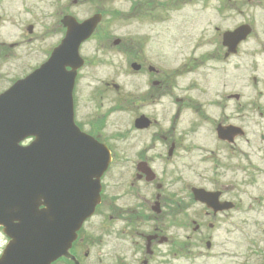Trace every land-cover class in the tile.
Segmentation results:
<instances>
[{
    "label": "flooded vegetation",
    "instance_id": "af4514ba",
    "mask_svg": "<svg viewBox=\"0 0 264 264\" xmlns=\"http://www.w3.org/2000/svg\"><path fill=\"white\" fill-rule=\"evenodd\" d=\"M92 2L0 0V95L53 56L65 17L84 21L78 8ZM259 9L264 22V0H134L136 35L114 39L107 9L94 13L103 20L80 46L74 121L111 160L95 213L51 264H264V104L218 82L243 45L264 56ZM243 25L251 32L228 52L225 33ZM108 53L122 60L111 71ZM10 242L0 226V260Z\"/></svg>",
    "mask_w": 264,
    "mask_h": 264
},
{
    "label": "water",
    "instance_id": "95a60500",
    "mask_svg": "<svg viewBox=\"0 0 264 264\" xmlns=\"http://www.w3.org/2000/svg\"><path fill=\"white\" fill-rule=\"evenodd\" d=\"M101 21V14L65 17L67 35L50 60L0 95V225L12 239L0 264H51L68 255L100 202L110 154L75 124L72 93L80 45ZM250 32L243 25L225 33L228 52Z\"/></svg>",
    "mask_w": 264,
    "mask_h": 264
},
{
    "label": "rangeland",
    "instance_id": "374dc122",
    "mask_svg": "<svg viewBox=\"0 0 264 264\" xmlns=\"http://www.w3.org/2000/svg\"><path fill=\"white\" fill-rule=\"evenodd\" d=\"M133 1L134 0H104L101 2H92L91 4L78 8V17L81 19L87 18L93 15L97 10H102L103 7L107 9L103 24L110 27L109 32L112 34L113 39L127 33L134 37L138 30V27H135L134 25H138L139 21L133 18V16H128L131 14L129 8ZM241 6L249 9L247 5L241 4ZM118 11L123 12L124 14L128 13V17L125 18V16L119 15ZM260 13L261 9L256 12V18L259 35L264 38V35L262 34V32H264V22L260 21V18H262L259 16ZM211 17L213 18V16ZM240 20L241 17L237 15L222 16L220 25L224 28H232L235 24H238ZM145 23L151 24L152 22L148 20ZM93 46L94 44L90 45L85 53L88 57H92L93 55ZM240 50L241 55L235 58L230 64H227L228 68L225 75L221 74V72L219 73L220 76H223L218 82L220 86H222V81L226 82L229 88H234L240 92L244 96V99H247L248 96L251 95L253 100L264 104V56L261 53H258L256 56H251L252 50L259 51V48H255L253 42L243 45L240 47ZM113 53H108L109 59H107L108 65L105 66V71L113 70L110 65L113 61L115 62V65L122 63V60ZM223 65L224 63L219 64L220 70H222ZM253 77L258 78V85L253 83ZM260 90L262 91L261 94L263 96L258 95Z\"/></svg>",
    "mask_w": 264,
    "mask_h": 264
}]
</instances>
